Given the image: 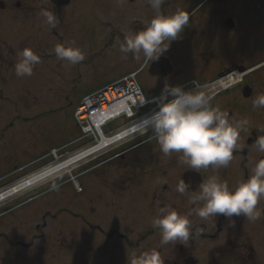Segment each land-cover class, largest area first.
Segmentation results:
<instances>
[{"label":"rangeland","instance_id":"obj_1","mask_svg":"<svg viewBox=\"0 0 264 264\" xmlns=\"http://www.w3.org/2000/svg\"><path fill=\"white\" fill-rule=\"evenodd\" d=\"M200 1L165 0L161 11L172 13L177 9H183L189 12L194 9V13L199 9L200 6L197 5ZM72 2L56 11L48 0H35L31 5L36 6V11L32 8L28 14L19 13L13 21L9 19L3 24L2 30L8 33V40L15 43L16 48L19 45L31 48L40 57V62L34 66L31 76H17L15 64L20 59L17 53L20 49L13 48L14 54H10L5 62L9 64L10 69L4 70L6 66L0 63V178L10 175L14 164L27 161L43 148L63 143L79 135L72 115L80 93L98 88L135 69L144 58L139 60L141 55L131 58L129 53L124 54L120 51V45L126 35L133 34L130 32L132 28L146 25L154 16L155 10L151 8L148 0H72ZM85 2H88L86 5L89 4V7L96 3L97 8L101 10L98 25L104 31V37L101 35L98 38V33L94 41L71 40L66 36L65 30L70 27L68 23L86 8L85 4L83 6ZM43 11L56 16L55 28L47 24L41 14ZM200 13L198 11L190 18L185 30ZM65 15H68V18ZM1 16L2 13L0 20ZM136 19L139 22L135 23ZM24 20H27V23ZM115 27L121 28V35L114 33ZM55 30L58 33H54ZM73 41L84 51L85 59L82 62L72 65L58 60L56 55L50 57L48 52L54 50L57 44ZM38 42H42V47H37ZM207 51L210 52V48ZM181 60L176 64L174 72L166 78H155L146 70L141 71L139 77L147 92L157 94L166 83L174 85L187 77L204 78L197 70L200 58L197 57L195 50H184ZM204 89H201V92H204ZM77 145H73L71 151L76 149ZM149 145L160 151L157 141ZM67 155L70 154L67 153L60 159L66 158ZM176 157L174 159H177ZM91 158L92 156L82 160L78 170L83 172L88 166L92 170H97L104 165L99 161L100 158L94 160ZM50 159L52 162L53 157L50 156ZM121 163L123 162L120 160H113L109 162V167L119 168L123 165ZM38 166L39 164L35 167L30 166L22 172L2 178L0 184ZM85 172L79 175L81 184L83 185L85 181V186H89L87 192L89 190L92 196L94 192L95 195L98 194L97 176L91 175L88 178ZM70 178L68 173L64 174L53 182L42 185L39 190H34L24 197L19 195L0 204V213L4 212L0 214L2 264L7 263L8 257L11 258L8 264H100L102 257L100 248L104 242L99 243L102 240V232L98 225L109 229L110 225L103 220L108 213L105 211V214H100L103 209L96 198V202L89 204L86 193L79 191L78 184ZM52 183H56L55 188L50 191L44 190ZM31 198V202L5 214L6 208ZM136 214L134 211L131 216ZM207 220L209 217L203 219ZM248 223L242 224L239 230L244 229L248 232L253 230L251 237L253 243L258 244L259 249H263L264 230L252 228L255 227V223ZM210 225L212 224H209L208 231L212 232ZM155 233L159 235L153 237L160 239L159 230ZM8 238L10 240H7ZM190 238L189 235L188 240ZM194 241L195 248L199 250H207L210 245H214L208 235L202 237L198 235ZM2 255L6 256L5 260Z\"/></svg>","mask_w":264,"mask_h":264},{"label":"flooded vegetation","instance_id":"obj_2","mask_svg":"<svg viewBox=\"0 0 264 264\" xmlns=\"http://www.w3.org/2000/svg\"><path fill=\"white\" fill-rule=\"evenodd\" d=\"M34 1L0 0V63L4 64L10 54H14L7 40L8 33L2 30L3 24L9 19L13 21L19 13L28 14L32 8L36 11V6L31 5ZM86 3H83L86 8L69 22L71 27L65 30L71 40L94 41L98 33V38L101 35L104 37V31L96 24L100 22L101 10L96 3L91 7ZM55 8L56 11L62 9ZM200 12L180 37L170 42L168 50L159 59L147 62L145 69L152 77L166 78L168 75L163 73L167 65L173 68V73L176 64L182 61L184 50H195L200 58L197 70L204 76L200 80L212 81V86L202 88L204 93L211 95L214 106L230 112L236 120H247V126L240 133L237 149L227 167L210 166L208 169L195 170L182 162V154L165 156L161 150L150 146L153 143L150 142L148 146L144 143L133 144L124 153H111L103 158L104 165L101 168L90 170L87 177L97 176L99 188L98 194L94 192L93 196L88 190V202L99 201L103 209L100 214H105V211L108 213L103 220L110 225L108 230L98 225L102 232L99 243L104 242L100 248V264H128V256L133 252L150 248L161 252L165 264H264V248L259 249L258 244L253 243V230H239L242 224L248 222L255 223L252 228L264 230V214L256 221L244 216L225 218L219 214L203 221L193 212L194 208L203 206L202 201L192 202L198 195L196 181L183 194L177 191L181 181L186 184V171L201 173L202 181L216 175L234 187L246 180L255 164L264 159V153L253 144L258 135H264V108L253 106L254 99L264 94V0H208ZM24 21L27 23V20ZM145 26L132 28L130 32H138ZM114 33L121 34V28L115 27ZM41 44L38 42L37 47H42ZM209 48L210 52L207 51ZM135 56H140V53L130 54L131 58ZM234 69H242V82L221 88V79ZM113 160H120L123 165L119 168L109 167V162ZM166 205L189 217V240L187 238L185 242L178 240L161 246V238L153 237L159 235L155 233L158 229L154 227L157 208ZM257 207L264 210V198ZM134 211L136 216H131ZM209 224H212V232L208 231ZM198 235H208L214 245L201 251L195 248L194 240ZM1 257L6 259L4 255Z\"/></svg>","mask_w":264,"mask_h":264},{"label":"clouds","instance_id":"obj_3","mask_svg":"<svg viewBox=\"0 0 264 264\" xmlns=\"http://www.w3.org/2000/svg\"><path fill=\"white\" fill-rule=\"evenodd\" d=\"M154 16L143 30L126 35L120 45L124 54L142 53L145 62L159 59L168 50L170 42L178 39L190 21L189 12L177 9L172 13L161 11L165 0H148ZM48 25L56 27L53 13H41ZM58 60L75 65L85 59L84 51L75 42L60 43L54 48ZM20 59L15 64L16 75L31 76L40 57L31 49L24 48L18 53ZM194 87L185 90L183 85L165 84L159 96L152 103L157 108L136 121L132 131L140 134L152 133L161 152L165 155L182 154L184 164L199 170L227 167L233 159L234 151L241 131L247 126V120H236L228 111L214 106L211 97ZM145 99L143 103H145ZM255 108H264V94L254 101ZM258 151L264 153V135H258L254 141ZM56 185L53 184V188ZM189 185L181 181L177 191L183 194ZM264 198V159H260L251 170L248 178L238 185L230 187L226 180L210 176L198 185V195L193 203L203 202L193 212L201 219L219 214L225 218L244 216L251 221L258 220L264 210L258 203ZM191 222L188 216L178 213L172 206L157 208L154 227L161 235V246L189 237ZM128 264H165L161 252L150 248L133 252L128 256Z\"/></svg>","mask_w":264,"mask_h":264},{"label":"bare ground","instance_id":"obj_4","mask_svg":"<svg viewBox=\"0 0 264 264\" xmlns=\"http://www.w3.org/2000/svg\"><path fill=\"white\" fill-rule=\"evenodd\" d=\"M107 94V99L108 103L104 102L102 105L103 109H109V111L114 112L117 111V109L121 106L124 105L122 103H125V100H121L120 102H114V98L117 97V94L112 92L111 93H106ZM122 96V95H119ZM123 97V96H122ZM126 98V97H123ZM115 106H118V108L115 109ZM132 131V128L127 131L121 133L122 137L127 136L130 134ZM101 141L98 146L91 147L89 149H81L76 151L74 154L68 156L67 158H63V160H58L54 161L44 165V167H40L39 169L35 170L34 172L27 174L22 177L19 181H17L14 185L5 187L4 189L0 190V203L5 202L6 200H10L12 198H15V196L33 189L39 185L45 184L47 182H50L54 180V178H58V176H61L65 173L71 172L74 170V168L77 167V165L80 164V162L89 156H91L95 151H97L101 146L105 147L109 143V141L114 140L118 138L116 136L115 138H108L105 137V135L101 136ZM112 142V141H111ZM76 183L79 185V190L81 189V184L80 181H76Z\"/></svg>","mask_w":264,"mask_h":264},{"label":"built area","instance_id":"obj_5","mask_svg":"<svg viewBox=\"0 0 264 264\" xmlns=\"http://www.w3.org/2000/svg\"><path fill=\"white\" fill-rule=\"evenodd\" d=\"M116 93V90L114 88H110L107 91H100L97 93L92 94L91 96L87 97L83 104L80 105L78 114H80V117H89L91 120L93 118H96L97 116L103 115V113L109 111V109H103L102 105L104 102L108 103L107 94L106 93ZM121 94H117V97ZM116 97V98H117ZM115 100V98H114Z\"/></svg>","mask_w":264,"mask_h":264},{"label":"water","instance_id":"obj_6","mask_svg":"<svg viewBox=\"0 0 264 264\" xmlns=\"http://www.w3.org/2000/svg\"><path fill=\"white\" fill-rule=\"evenodd\" d=\"M50 1L54 2V3L57 4V5H66V4H68L71 0H50ZM170 69H171V68H169L168 70H166L165 74L170 73ZM190 177H191V174L187 172V173L185 174V181H186L187 185H189V186L192 185V184H191ZM200 179H201V178H200V175L198 174V175L196 176V180H197L196 183H197V184H199V183L201 182Z\"/></svg>","mask_w":264,"mask_h":264}]
</instances>
